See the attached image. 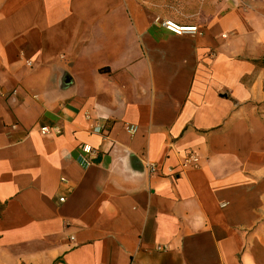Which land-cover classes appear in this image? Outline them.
<instances>
[{
  "label": "crops",
  "instance_id": "1",
  "mask_svg": "<svg viewBox=\"0 0 264 264\" xmlns=\"http://www.w3.org/2000/svg\"><path fill=\"white\" fill-rule=\"evenodd\" d=\"M217 9L0 0V264H264V0Z\"/></svg>",
  "mask_w": 264,
  "mask_h": 264
},
{
  "label": "rangeland",
  "instance_id": "2",
  "mask_svg": "<svg viewBox=\"0 0 264 264\" xmlns=\"http://www.w3.org/2000/svg\"><path fill=\"white\" fill-rule=\"evenodd\" d=\"M152 12L177 17L183 22L204 23L219 13L218 4L224 0H140Z\"/></svg>",
  "mask_w": 264,
  "mask_h": 264
},
{
  "label": "built area",
  "instance_id": "3",
  "mask_svg": "<svg viewBox=\"0 0 264 264\" xmlns=\"http://www.w3.org/2000/svg\"><path fill=\"white\" fill-rule=\"evenodd\" d=\"M154 23L160 25L162 28H164L167 32L174 34L176 36H181L185 34H195L197 33L196 27H181L177 25L176 23L162 19L160 17H156L154 19ZM40 134H55L60 135L61 130L60 128L54 126V127H43L40 128ZM95 157V150L88 146V145H81L78 147V153L76 155V162L79 166L82 168H86L90 166L94 160ZM197 163V158L193 155H190L186 161L185 165L195 167ZM155 168L153 166H150V173L154 172ZM64 198H59V202H63Z\"/></svg>",
  "mask_w": 264,
  "mask_h": 264
},
{
  "label": "trees",
  "instance_id": "4",
  "mask_svg": "<svg viewBox=\"0 0 264 264\" xmlns=\"http://www.w3.org/2000/svg\"><path fill=\"white\" fill-rule=\"evenodd\" d=\"M1 209H2V206L0 205V211H1Z\"/></svg>",
  "mask_w": 264,
  "mask_h": 264
}]
</instances>
